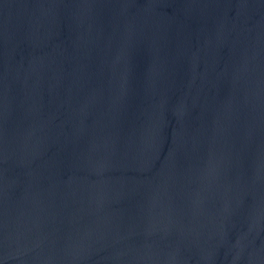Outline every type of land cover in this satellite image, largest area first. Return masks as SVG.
Segmentation results:
<instances>
[{
	"label": "water",
	"instance_id": "obj_1",
	"mask_svg": "<svg viewBox=\"0 0 264 264\" xmlns=\"http://www.w3.org/2000/svg\"><path fill=\"white\" fill-rule=\"evenodd\" d=\"M0 264H264V0H0Z\"/></svg>",
	"mask_w": 264,
	"mask_h": 264
}]
</instances>
